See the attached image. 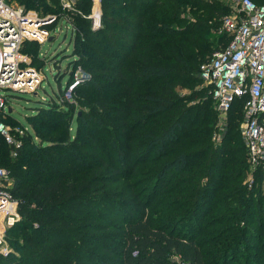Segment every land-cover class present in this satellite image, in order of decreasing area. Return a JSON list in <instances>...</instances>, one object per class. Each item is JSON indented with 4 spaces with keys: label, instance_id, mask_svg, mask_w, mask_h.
<instances>
[{
    "label": "trees",
    "instance_id": "16d2710c",
    "mask_svg": "<svg viewBox=\"0 0 264 264\" xmlns=\"http://www.w3.org/2000/svg\"><path fill=\"white\" fill-rule=\"evenodd\" d=\"M21 1L63 13L59 0ZM75 4L74 64L88 74L77 103L40 107L20 147L0 136L24 219L0 264H264V209L245 183L239 126L247 97L217 140L212 85L199 76L231 39V0H101L97 28L92 0ZM22 50L41 60L37 42Z\"/></svg>",
    "mask_w": 264,
    "mask_h": 264
},
{
    "label": "built area",
    "instance_id": "2783aa9c",
    "mask_svg": "<svg viewBox=\"0 0 264 264\" xmlns=\"http://www.w3.org/2000/svg\"><path fill=\"white\" fill-rule=\"evenodd\" d=\"M74 2L61 0V15H43L36 9L27 8L20 0H0V136L11 145L20 147L21 140L13 135L4 121L9 114L5 93H35L44 78L32 56L22 50L25 42L43 44L51 40L53 26L67 17L70 10H75ZM92 2L87 17L92 20V27L97 28L101 24V0ZM231 6L232 13L222 22V31L231 39L201 65L199 76L203 84L212 85L211 94L219 118H223L220 119L222 124H225L235 99L247 97L240 133L248 151L249 164L254 171L261 168L264 172V0L261 3L231 0ZM81 79V75L74 74L61 89L62 101L74 100V90ZM12 183L9 170L0 166V244L5 237L3 224L12 225L19 207V200L10 190ZM175 259L178 264H190L179 256Z\"/></svg>",
    "mask_w": 264,
    "mask_h": 264
},
{
    "label": "rangeland",
    "instance_id": "374dc122",
    "mask_svg": "<svg viewBox=\"0 0 264 264\" xmlns=\"http://www.w3.org/2000/svg\"><path fill=\"white\" fill-rule=\"evenodd\" d=\"M58 3L61 6V0H59ZM74 8L75 10H70V12H81L77 9L75 2ZM69 21L70 19L68 16L61 18V20L57 22V25L53 26L55 30H53L51 33V40H47L43 44L38 43L39 59L41 60H36L34 65L42 71L44 78L37 90V94L34 92L18 91H7L5 93L8 95L7 111L9 108H11L9 115L13 118H7L5 122L12 130L15 137H19L26 132L34 133V129L31 124V118H40L41 112L39 111V108L47 105L49 102H54L53 98H58L57 105L60 108L64 109L66 107V101H62L58 95L60 93V88L64 89L69 79L73 78L74 74L79 76L81 75V80L87 78L88 76V74L83 71L79 64H77V66L74 64V60L77 59V55L74 53V27ZM27 51L24 52L27 53ZM84 54H87V51H85ZM76 99L77 93L74 92V100L71 103H77ZM79 111L80 105L76 107L75 116L72 120L71 132L73 134L75 133L76 125L78 124L76 115ZM220 119L223 118H219L218 115L216 126H218L219 135L217 136V140L219 139L220 134L224 131L225 125L224 122L223 124L220 122ZM242 121L240 122V127ZM38 140L39 139L36 138L37 142ZM256 178L257 172L254 171L250 165L248 173L245 177V183L254 192H252L251 196L254 197L255 209L258 206H262L264 209V175L262 178L260 177L258 182ZM23 220L24 219L18 209L12 225L3 224L5 237L3 243L0 244V253H5L6 250V253H8L11 249L13 250L10 245L9 238H19L22 236L23 233L20 231L19 226L21 223H23Z\"/></svg>",
    "mask_w": 264,
    "mask_h": 264
},
{
    "label": "water",
    "instance_id": "95a60500",
    "mask_svg": "<svg viewBox=\"0 0 264 264\" xmlns=\"http://www.w3.org/2000/svg\"><path fill=\"white\" fill-rule=\"evenodd\" d=\"M35 94H37V92H35ZM11 111V108H9V112Z\"/></svg>",
    "mask_w": 264,
    "mask_h": 264
}]
</instances>
